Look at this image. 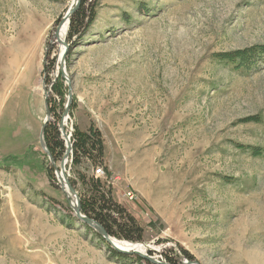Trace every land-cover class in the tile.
<instances>
[{
    "label": "rangeland",
    "instance_id": "obj_1",
    "mask_svg": "<svg viewBox=\"0 0 264 264\" xmlns=\"http://www.w3.org/2000/svg\"><path fill=\"white\" fill-rule=\"evenodd\" d=\"M73 4L0 0V264H150L117 257L60 188L63 135L72 144L93 121L112 138V195L146 229L142 254L264 264V0H88L95 20L72 45L67 33L60 59ZM47 113L57 162L42 145ZM73 159L79 197L100 165Z\"/></svg>",
    "mask_w": 264,
    "mask_h": 264
},
{
    "label": "trees",
    "instance_id": "obj_2",
    "mask_svg": "<svg viewBox=\"0 0 264 264\" xmlns=\"http://www.w3.org/2000/svg\"><path fill=\"white\" fill-rule=\"evenodd\" d=\"M87 3L88 0H82L80 9L71 18L67 39L69 40L70 44L74 38H76L75 40H81L80 38L85 35L89 25L95 20L93 10L89 12L85 10ZM87 12L89 14H87ZM257 52L260 54L264 53V47L257 49ZM235 57H239V59L247 61L250 59V57H252V53L246 52L244 54H238V56ZM55 89V93L61 96L62 94L60 91L62 86H60V90H57V86ZM74 131L72 143L74 149L73 164L80 165L82 159L85 158L91 161L95 167L98 165H100L99 167H103L102 169H104L105 173L111 176V170L104 161L103 155H105V146L101 132L93 126H91L87 132H81L78 128ZM43 132L45 137V145H47L49 153L56 162L59 161L61 159L60 157H62L64 153V145H62L63 142L59 138L57 128L54 126L45 127ZM48 175L49 180L52 181L53 178L50 171H48ZM80 180L84 186V192L80 196L78 195V198L80 201L81 213L84 216L101 225L102 228L107 232L106 234H108L111 238L123 242L126 241L127 243L129 242L138 244L145 242V227L142 226L138 220H136V217L130 211H128L125 207H123L122 204L116 201L112 195L113 190L110 185L106 186V184L94 176L87 178L86 176L83 178L81 177ZM134 199H136V197ZM141 201L144 203L142 199ZM157 224V222L151 221L148 225V228L155 230L159 234L161 233L162 228L157 229ZM99 238L101 237L99 236ZM112 251L117 257H129L128 255H122L113 249ZM183 254L185 255L184 257L191 260V257L187 253L183 252ZM138 259L139 261L142 260L140 258ZM167 262L168 264H178L176 259L172 257L168 258Z\"/></svg>",
    "mask_w": 264,
    "mask_h": 264
},
{
    "label": "water",
    "instance_id": "obj_3",
    "mask_svg": "<svg viewBox=\"0 0 264 264\" xmlns=\"http://www.w3.org/2000/svg\"><path fill=\"white\" fill-rule=\"evenodd\" d=\"M75 1H76L75 5L70 8L69 12H67V14L64 17L63 21H65L67 18L70 21V18L72 17V15L74 13H76V11L79 9L82 0H75ZM63 21H62V23H63ZM58 31H59V29H58ZM58 31L56 32L55 37L58 36ZM64 48H65V51H68L69 45H67L66 42L64 43ZM62 75H63V77L65 76V74H62ZM70 96H71V94H70ZM66 115H67V111H66ZM48 118H49V113H47V118H46L47 120H46V123L44 125L43 131H44L46 125H47ZM61 126H63V123H62ZM43 136H44V133H43ZM43 136H42V143H43L42 145H43V148H45L46 145H45ZM70 152H71V148H69L67 150V152L65 154V157H63L64 159H63L62 164H61V170H65V168H64L65 167V160L67 159V157H69ZM67 184H68V188H69L71 194L73 196H76V191L73 189L72 185L69 184V182ZM80 208H81L80 207V201H78L77 206L75 208H74V206L72 208L74 210V212H75L76 217L80 220V222L84 223L85 225H87L90 228H92L93 230H95V232L97 233V235H99L107 243H109L111 245V247L114 248V250H116V251H118V252H120L122 254H125V255L130 253V252L122 251V250L118 249L117 247H115L114 244L112 243V238L108 234H106L107 232L102 228V226L99 225L97 222H94V220L89 219L86 216H84L81 213V209ZM137 254L142 259H144L147 262H149L150 264H168V263H165V262H160V261H158V260H156V259H154L152 257H149L148 255H144V254H141V253H138V252H137ZM186 264H188V263H186Z\"/></svg>",
    "mask_w": 264,
    "mask_h": 264
},
{
    "label": "bare ground",
    "instance_id": "obj_4",
    "mask_svg": "<svg viewBox=\"0 0 264 264\" xmlns=\"http://www.w3.org/2000/svg\"><path fill=\"white\" fill-rule=\"evenodd\" d=\"M75 3H76V1L74 0L73 6L75 5ZM69 22L70 21L67 18L64 21L63 25L60 26L61 27V30L58 31V36H57L58 39L56 37V39L59 41V43L61 45H63V46H64V43L66 41L65 38H67V33H68V27L67 26L69 25ZM62 52H64V47H62V49H61L60 59H61V56L63 54ZM63 126L65 127L66 124L63 123ZM61 171H63V173H59L58 174V179L60 181L59 184H61L62 189H64V192L68 195V197L69 198L71 197L72 202L74 204V208H75L76 205H77V203H78V201H79V198L77 196H73L71 194L69 188H67L68 187V184H67L68 183L67 182L68 181L67 180L68 178L66 177L65 171L64 170H61ZM76 195H77V193H76ZM112 243L114 244L115 247H117L118 249H120L122 251H125V252H131V251H133V252H138V253H141L142 254V253H145L146 250H149L150 249V247L141 245V243H138V244L137 243H129V242L127 243L126 241L123 242V241H119V240H116V239H113V238H112Z\"/></svg>",
    "mask_w": 264,
    "mask_h": 264
},
{
    "label": "built area",
    "instance_id": "obj_5",
    "mask_svg": "<svg viewBox=\"0 0 264 264\" xmlns=\"http://www.w3.org/2000/svg\"><path fill=\"white\" fill-rule=\"evenodd\" d=\"M63 137L65 138V143L66 144H64L66 147V152H67V150L69 149V148H71V152H70V155H69V157H67V162L69 161V158H70V160H71V158L73 159V144H71V142H72V140L70 139V136L69 135H66L65 134V136L63 135ZM103 167H98V168H95V170H94V176H95V178H98V179H100L101 181L104 179V182H106V184L107 185H110V186H114V187H116V184L117 183H119L118 181H120L118 178H110L109 180H108V178H107V176H106V173H105V171H104V169H102ZM65 171V170H64ZM58 171H57V176H58ZM58 182L60 183V181H59V179H58ZM60 188L62 189V187L60 186ZM63 190V189H62ZM125 194V196H127V198L129 199V200H134V195L133 194H131V192H127V193H124Z\"/></svg>",
    "mask_w": 264,
    "mask_h": 264
},
{
    "label": "crops",
    "instance_id": "obj_6",
    "mask_svg": "<svg viewBox=\"0 0 264 264\" xmlns=\"http://www.w3.org/2000/svg\"><path fill=\"white\" fill-rule=\"evenodd\" d=\"M94 122V125L98 128L97 130H99V131H101L102 132V134H103V138H104V141H108V140H111L112 138L110 137V133L109 132H107V127H106V123H105V126L104 125H102V123L101 122H99V121H93ZM90 125L91 124H88V125H86L85 126V129H83L82 131H86V129H88L89 127H90ZM106 130V131H105ZM109 133V136H107L105 133ZM106 144V143H105ZM105 144H104V146H105ZM108 152H107V148H106V146H105V155H103L104 156V161H105V163L109 166L108 168L109 169H111L110 167H112L111 165H112V160H111V158H110V156H108ZM112 170V169H111ZM114 173V172H113ZM117 173V172H116ZM114 175H116L115 173H114ZM32 184V183H31ZM43 185V190L46 188V187H51L50 186V184H47V182L46 183H44V184H42ZM130 187L131 188H133V189H135L134 188V186H132L131 184H130ZM43 194H44V191H43ZM45 195V194H44ZM53 198V197H52Z\"/></svg>",
    "mask_w": 264,
    "mask_h": 264
}]
</instances>
